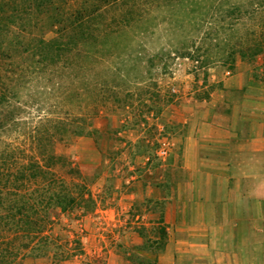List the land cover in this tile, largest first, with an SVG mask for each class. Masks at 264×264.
Returning <instances> with one entry per match:
<instances>
[{
  "label": "rangeland",
  "instance_id": "rangeland-1",
  "mask_svg": "<svg viewBox=\"0 0 264 264\" xmlns=\"http://www.w3.org/2000/svg\"><path fill=\"white\" fill-rule=\"evenodd\" d=\"M243 94H264V0H0V169L38 142L72 157L86 190L56 225L64 249L80 239L93 258L141 264L134 246L155 247L165 225L156 177L180 155L187 108L229 111ZM79 119L94 135L47 138Z\"/></svg>",
  "mask_w": 264,
  "mask_h": 264
},
{
  "label": "crops",
  "instance_id": "crops-1",
  "mask_svg": "<svg viewBox=\"0 0 264 264\" xmlns=\"http://www.w3.org/2000/svg\"><path fill=\"white\" fill-rule=\"evenodd\" d=\"M186 112L153 196L167 236L141 264H264V94Z\"/></svg>",
  "mask_w": 264,
  "mask_h": 264
},
{
  "label": "trees",
  "instance_id": "trees-1",
  "mask_svg": "<svg viewBox=\"0 0 264 264\" xmlns=\"http://www.w3.org/2000/svg\"><path fill=\"white\" fill-rule=\"evenodd\" d=\"M61 125L58 130L47 134V138L61 135L62 140L68 141L96 132L88 119H79L75 126L70 123ZM36 150L35 158L17 164L15 171L11 167L0 169V264H22L27 258L49 256L54 258L55 264H61L79 254L85 256L84 264H106V259L88 255L80 239L72 240L76 248L64 249L61 237L54 235L56 225L63 223L62 214L77 209L79 195L86 187L75 181L76 176L82 175L70 155H58L40 142ZM54 166L64 168L69 176L57 174ZM86 201L94 203L90 194ZM166 236L164 225L155 247L134 246L138 260L142 263L143 256L157 253Z\"/></svg>",
  "mask_w": 264,
  "mask_h": 264
},
{
  "label": "built area",
  "instance_id": "built-area-1",
  "mask_svg": "<svg viewBox=\"0 0 264 264\" xmlns=\"http://www.w3.org/2000/svg\"><path fill=\"white\" fill-rule=\"evenodd\" d=\"M169 146H170L169 142H166V141L163 142V146L159 152L161 157H163V158L167 157V155L169 153Z\"/></svg>",
  "mask_w": 264,
  "mask_h": 264
}]
</instances>
